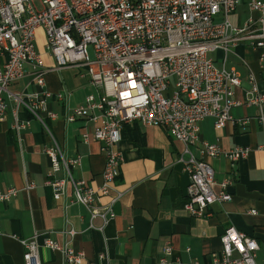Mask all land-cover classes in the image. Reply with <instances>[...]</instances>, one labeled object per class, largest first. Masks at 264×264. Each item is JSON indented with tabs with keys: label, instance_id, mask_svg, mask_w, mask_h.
Returning a JSON list of instances; mask_svg holds the SVG:
<instances>
[{
	"label": "built area",
	"instance_id": "2783aa9c",
	"mask_svg": "<svg viewBox=\"0 0 264 264\" xmlns=\"http://www.w3.org/2000/svg\"><path fill=\"white\" fill-rule=\"evenodd\" d=\"M237 4L238 0H0V122L5 116V95L40 122L50 139L44 149L50 161L49 178L44 183L55 200L65 197L70 188L73 201L85 207L90 221L99 217L106 223L114 216L112 206L123 193L116 188L123 162L117 148L120 129L133 121L143 127H163L182 143L178 161L188 175L184 204L188 214L208 215L211 204L231 199L227 190L231 177L216 182L205 160L223 152L217 144L199 139L198 123L212 117L219 129L232 120L230 109L241 104L233 98L240 77L233 69L217 67L208 56L210 52L221 49L227 53L238 44H247L259 49V60L264 61V0L247 1L250 10L260 13L257 29L251 28L255 22L251 18L241 27L230 23L229 15ZM217 15H221L219 20H215ZM38 28L43 30L45 47L55 61L51 69L43 66L35 50ZM26 65L40 90L8 92V86L24 76ZM65 66L84 67L89 83L99 89L96 97L88 94L83 103L64 115L65 123L82 119L93 125L91 132L82 133L84 142H101L104 167L96 188L73 178L70 167L79 163L78 157L66 156L44 121L45 117H57L47 108V100L66 98V93L43 89L44 75ZM247 82L252 96L245 104L257 109L256 119L264 126V93L258 90L253 75ZM25 126L27 122L15 121L13 128L18 133ZM196 144L199 158L189 150ZM247 153L248 149L241 147L227 151L229 170ZM59 171L63 177L55 178ZM32 188V183L24 187ZM16 193L13 187L0 190V201ZM103 196H108L106 203L100 201ZM20 243L23 264H40L41 246L59 251L64 264L83 263L82 251L47 237L39 239L37 232ZM220 243L219 255L208 264H264L255 261L256 240L233 226L224 229ZM164 251L168 254L170 246ZM98 257L105 258V252Z\"/></svg>",
	"mask_w": 264,
	"mask_h": 264
},
{
	"label": "crops",
	"instance_id": "0c3cea01",
	"mask_svg": "<svg viewBox=\"0 0 264 264\" xmlns=\"http://www.w3.org/2000/svg\"><path fill=\"white\" fill-rule=\"evenodd\" d=\"M247 1L238 0L229 21L241 27L251 18L255 21L251 28L257 29L260 13L250 10ZM34 45L43 66L55 67L41 28L35 32ZM209 54L217 67L233 69L241 79V84L233 89V98L241 104L230 109L232 120L219 129L214 127L212 117L198 123L199 139L217 144L223 152L205 160L211 165L216 182L226 175L231 177L232 185L227 189L231 199L211 204L208 215L188 214L184 210L188 175L178 161L182 143L163 127H143L133 121L120 129L117 148L123 162L116 188L123 193L112 206L114 216L106 223L99 217L90 221L85 207L73 201L70 188L60 200L53 198L51 188L44 183L50 169L44 149L50 145V139L24 106L16 107L5 95V116L0 122V190L13 187L17 193L0 201V264H23L20 240L34 232L39 239L47 237L82 251V264H208L219 255L220 235L228 226L255 239V261H264V126L256 119L257 109L245 104L252 96L247 82L250 75L264 93V61L259 60L260 50L247 44H238L227 53L216 49ZM44 81L43 89L66 93L64 100H47V108L57 117H45L44 121L66 156L78 157L79 163L70 167L73 178L96 188L104 167L101 142H84L82 133L91 132L93 125L82 119L65 123L64 115L83 103L88 94L96 97L99 89L89 83L81 66L52 69L44 75ZM7 89L13 94L40 90L29 65L25 66L24 76ZM15 121L27 122V126L16 133ZM236 147L247 148L248 153L230 171L225 153ZM189 150L196 158L201 156L199 145H191ZM54 177L62 178L63 172ZM27 183H32L33 188L24 189ZM100 201L106 203L108 196ZM70 230L72 235L68 234ZM166 246H170L168 254L164 251ZM101 252L106 257L100 260ZM38 260L40 264H64L59 251L44 246L38 249Z\"/></svg>",
	"mask_w": 264,
	"mask_h": 264
},
{
	"label": "rangeland",
	"instance_id": "374dc122",
	"mask_svg": "<svg viewBox=\"0 0 264 264\" xmlns=\"http://www.w3.org/2000/svg\"><path fill=\"white\" fill-rule=\"evenodd\" d=\"M218 18H219V15H217V16L215 17V20H219L221 17H220L219 19H218ZM89 52H90V55H92L91 48H89ZM209 55H213V53H212V54H209Z\"/></svg>",
	"mask_w": 264,
	"mask_h": 264
}]
</instances>
